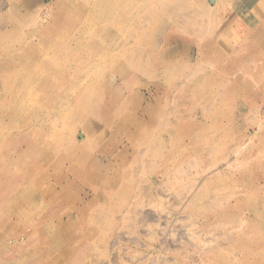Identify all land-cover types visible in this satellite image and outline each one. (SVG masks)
<instances>
[{"label":"rangeland","instance_id":"rangeland-1","mask_svg":"<svg viewBox=\"0 0 264 264\" xmlns=\"http://www.w3.org/2000/svg\"><path fill=\"white\" fill-rule=\"evenodd\" d=\"M115 1L0 0V264H264V9Z\"/></svg>","mask_w":264,"mask_h":264},{"label":"crops","instance_id":"crops-1","mask_svg":"<svg viewBox=\"0 0 264 264\" xmlns=\"http://www.w3.org/2000/svg\"><path fill=\"white\" fill-rule=\"evenodd\" d=\"M264 0H238L236 2L235 7L236 8H241L244 11V16L242 17L243 19L239 20L237 19V23L239 25H246L250 23L249 19L250 17L252 18V21L257 19L258 15L256 11H260L264 9Z\"/></svg>","mask_w":264,"mask_h":264},{"label":"bare ground","instance_id":"bare-ground-1","mask_svg":"<svg viewBox=\"0 0 264 264\" xmlns=\"http://www.w3.org/2000/svg\"><path fill=\"white\" fill-rule=\"evenodd\" d=\"M96 1H97V0H96ZM113 1H114L113 3H114L115 5H114L113 3H112V4H113L114 6H116V1H115V0H113ZM83 4H85V5H90V4H92V3H90V1H89V2H83ZM24 72H29V71H24ZM23 74L25 75V73H23Z\"/></svg>","mask_w":264,"mask_h":264}]
</instances>
